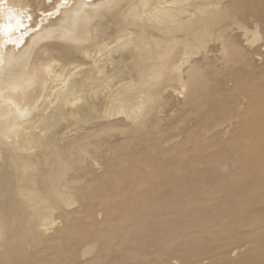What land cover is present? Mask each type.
<instances>
[{
    "label": "bare ground",
    "instance_id": "bare-ground-1",
    "mask_svg": "<svg viewBox=\"0 0 264 264\" xmlns=\"http://www.w3.org/2000/svg\"><path fill=\"white\" fill-rule=\"evenodd\" d=\"M0 264H264V0H0Z\"/></svg>",
    "mask_w": 264,
    "mask_h": 264
},
{
    "label": "rangeland",
    "instance_id": "rangeland-1",
    "mask_svg": "<svg viewBox=\"0 0 264 264\" xmlns=\"http://www.w3.org/2000/svg\"><path fill=\"white\" fill-rule=\"evenodd\" d=\"M3 3L6 4V0H3ZM11 8L14 9L13 7H11ZM16 10H18V9H16ZM20 15L23 16V20L30 19L29 23L31 24L32 17L29 14L21 13ZM186 128H187V125H185L184 122H182L181 115L175 113L171 116H168L167 117V125H165L163 127V129L165 131H164L163 136L161 137V140L163 141V144H162L163 147L165 149H167L169 147L176 146L179 143L183 142L185 140L184 137L187 134ZM230 136H231V131L228 132V135L224 136V139L228 140L230 138ZM168 142H169V144H168ZM141 165H142L141 163H137L135 169H130V170L127 169V171L125 169V172L128 173V176H130L132 181L137 180V178L145 177L143 175V173L140 171ZM242 250H245V249L242 248Z\"/></svg>",
    "mask_w": 264,
    "mask_h": 264
}]
</instances>
